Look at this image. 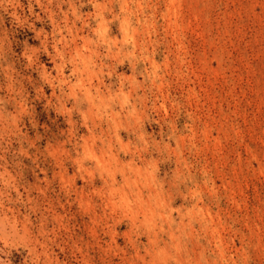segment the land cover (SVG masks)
I'll return each mask as SVG.
<instances>
[{
    "label": "rangeland",
    "instance_id": "374dc122",
    "mask_svg": "<svg viewBox=\"0 0 264 264\" xmlns=\"http://www.w3.org/2000/svg\"><path fill=\"white\" fill-rule=\"evenodd\" d=\"M0 264H264V0H0Z\"/></svg>",
    "mask_w": 264,
    "mask_h": 264
}]
</instances>
